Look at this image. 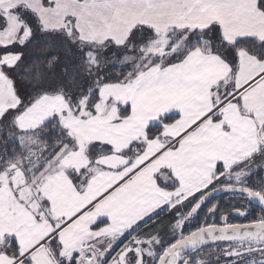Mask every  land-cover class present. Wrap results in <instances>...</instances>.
I'll use <instances>...</instances> for the list:
<instances>
[{
	"label": "snow or ice",
	"instance_id": "6c2138e0",
	"mask_svg": "<svg viewBox=\"0 0 264 264\" xmlns=\"http://www.w3.org/2000/svg\"><path fill=\"white\" fill-rule=\"evenodd\" d=\"M0 264H264V0H0Z\"/></svg>",
	"mask_w": 264,
	"mask_h": 264
},
{
	"label": "flooded vegetation",
	"instance_id": "af4514ba",
	"mask_svg": "<svg viewBox=\"0 0 264 264\" xmlns=\"http://www.w3.org/2000/svg\"><path fill=\"white\" fill-rule=\"evenodd\" d=\"M227 194H225L224 196H221L220 199L224 200L226 198ZM233 222H244L243 218L237 217L233 220Z\"/></svg>",
	"mask_w": 264,
	"mask_h": 264
}]
</instances>
